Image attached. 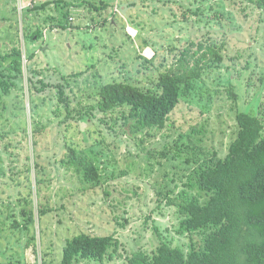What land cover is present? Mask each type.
Masks as SVG:
<instances>
[{"label":"rangeland","instance_id":"374dc122","mask_svg":"<svg viewBox=\"0 0 264 264\" xmlns=\"http://www.w3.org/2000/svg\"><path fill=\"white\" fill-rule=\"evenodd\" d=\"M32 1L17 0L18 18ZM87 1L98 5L100 0ZM104 1L108 5L98 11L70 7L68 29L44 22L47 15L60 19L50 5L24 20L31 30L40 27L42 33L40 39L24 42L10 17V2L0 0V52L20 40L24 54L25 49L34 52L30 63L45 83L55 84L61 76L75 73L68 79L67 91L72 107L79 108L80 102L84 109L96 105V91L106 82L152 87L159 72L192 42L213 45L222 60L202 71L196 89L180 99L165 127L145 137L124 131L121 116L126 108L108 114L93 109L88 121L64 122L66 113L55 88L31 95L25 80L24 96L13 88L0 102V226L2 222L5 226L0 232V264H44L42 260L57 264L66 241L80 232L113 234L118 240L111 259L80 260V264H131L134 255L151 254L161 241L185 249L198 246L203 233L177 234V208L166 205L157 191L181 188L186 181L182 161L172 158V139L204 126V145L223 157L237 132L238 109L254 110L264 118V0ZM21 23L19 19V27ZM143 57H153V63H145ZM23 62L25 68V58ZM230 77L236 80L231 82ZM233 84L237 99L231 95ZM35 128L39 132L32 137ZM67 144L94 157L100 167L97 185L62 165ZM35 161L40 166L36 173ZM27 164L30 173L22 171ZM36 174L44 178L39 197ZM30 182L35 220L27 230L14 229L13 219L22 220L18 198L28 194ZM38 204L48 208L41 228ZM34 233L35 245L27 247Z\"/></svg>","mask_w":264,"mask_h":264},{"label":"trees","instance_id":"16d2710c","mask_svg":"<svg viewBox=\"0 0 264 264\" xmlns=\"http://www.w3.org/2000/svg\"><path fill=\"white\" fill-rule=\"evenodd\" d=\"M9 2L12 10L10 17L16 20L15 29L17 34L22 32L24 42L36 41L42 36L40 27L31 30L24 20L45 11L50 5L60 14V19L47 15L44 22L52 28L55 26L60 29L70 27V7L81 6L98 11L108 5L104 0H100L98 5L87 0L81 3L71 0H33L18 18L17 0H7L6 3ZM19 19L22 21L20 27ZM16 43L17 46L0 52V102L9 96L13 88H18L24 96V87L21 85L23 80L31 95L51 86L56 89L57 100L65 110L64 122L75 118L88 121L93 115V109L108 114L126 108L127 111H122L121 116L122 125L126 127L124 131L143 137L148 136L153 129L164 128L180 99L190 96L196 89L202 71L222 60V54L213 45L192 42L191 46L180 51L170 67L159 72L152 87L123 81L106 82L99 85L96 91V105L84 109L80 102L77 104L79 108L72 107L67 91L70 86L68 79L76 76L75 73L61 76V80L55 84L45 83L38 78L30 63L35 56L34 52L25 49L24 54L20 40ZM145 45L149 46L148 43ZM153 57H143V60L152 64ZM24 58L27 61L25 68ZM234 80L229 78L231 82ZM231 87L234 89L232 98L237 99L234 84ZM118 119L113 118L114 122ZM235 119L237 132L223 157L204 145V126L173 138L172 158L182 161L186 169V181L182 182L181 188L175 185L167 191L157 189L159 197L166 200V205L177 208L180 219L177 234L202 232V242L185 249L161 241L151 254L134 255L130 259L131 264H264V118L254 110L250 113L238 109ZM38 132L37 128L32 130V137ZM35 144L36 140L33 141V148ZM66 148L62 165L73 167L84 182L97 185L100 167L94 162V157L71 144H67ZM39 167L35 161V173ZM22 171L30 173V165L27 164ZM43 181L44 178L36 174V197H39ZM28 187V194L18 198L17 212L22 220L13 219L10 227L14 229L22 227L27 230L35 220L31 182ZM36 209L41 228V218L47 214L48 208L38 204ZM3 224L0 232L5 229ZM35 240L34 233L27 240L26 246L35 245ZM117 247L118 240L113 234L91 235L80 232L66 241L57 264H80V260L103 262L106 257L111 259L110 253ZM44 256H47V252L43 253V259ZM42 263L45 264V261L42 260Z\"/></svg>","mask_w":264,"mask_h":264},{"label":"bare ground","instance_id":"6f19581e","mask_svg":"<svg viewBox=\"0 0 264 264\" xmlns=\"http://www.w3.org/2000/svg\"><path fill=\"white\" fill-rule=\"evenodd\" d=\"M149 51V50H148ZM150 52V51H149Z\"/></svg>","mask_w":264,"mask_h":264}]
</instances>
